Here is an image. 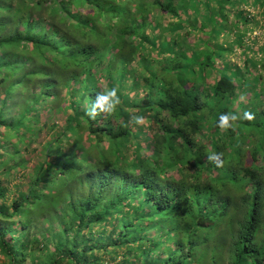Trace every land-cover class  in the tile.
<instances>
[{"label":"trees","instance_id":"trees-1","mask_svg":"<svg viewBox=\"0 0 264 264\" xmlns=\"http://www.w3.org/2000/svg\"><path fill=\"white\" fill-rule=\"evenodd\" d=\"M0 257L264 264V0H0Z\"/></svg>","mask_w":264,"mask_h":264},{"label":"clouds","instance_id":"clouds-1","mask_svg":"<svg viewBox=\"0 0 264 264\" xmlns=\"http://www.w3.org/2000/svg\"><path fill=\"white\" fill-rule=\"evenodd\" d=\"M120 104V98L118 91L115 87L106 89L102 92L96 94L95 100L91 103V108L87 111V116L94 119L99 113L111 114L113 113L117 106ZM254 118L253 114L249 111L243 113V119L251 121ZM132 119L137 125L144 122L143 116H133ZM238 116L233 113H222L219 115L216 122V126L220 129H230L233 127L235 121H237ZM209 160L216 163L219 167L222 163L220 155L212 154L209 156Z\"/></svg>","mask_w":264,"mask_h":264},{"label":"rangeland","instance_id":"rangeland-1","mask_svg":"<svg viewBox=\"0 0 264 264\" xmlns=\"http://www.w3.org/2000/svg\"><path fill=\"white\" fill-rule=\"evenodd\" d=\"M243 10L252 13V9H251V7H244ZM259 34H260L259 32H254V33H253V36H258ZM230 60H231V61H232V60H233V61H234V60L237 61V59L235 58V54H234V57H230ZM33 167H34V162H33V161L30 162V163H26V165L24 166V169H21V170L19 171V174L16 176L15 180H13V181L10 182V184H11L10 186H11V187L19 186L20 189H22V187H23L24 184L26 183V180L30 177L31 172L33 171V170H32ZM11 187H10V188H11ZM2 263H3V260H2V258L0 257V264H2ZM26 264H27V263H26Z\"/></svg>","mask_w":264,"mask_h":264}]
</instances>
